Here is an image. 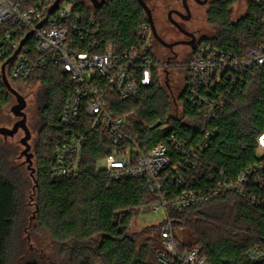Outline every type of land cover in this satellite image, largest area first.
<instances>
[{
  "label": "trees",
  "instance_id": "trees-1",
  "mask_svg": "<svg viewBox=\"0 0 264 264\" xmlns=\"http://www.w3.org/2000/svg\"><path fill=\"white\" fill-rule=\"evenodd\" d=\"M71 1L82 12L91 10L88 0ZM234 2L218 0L212 4L207 18L219 30L215 37L200 42L237 51L262 42L264 11L249 0L246 14L231 23L230 8ZM95 16L105 44L120 51L136 44L139 29L148 25L147 16L136 0H106ZM28 82L41 86L40 134L44 136L34 148L38 222L49 232L67 264H160L157 254L161 250L163 223L154 228V234L153 230L130 234L139 210L157 203L146 178L111 181L98 169V163L113 147L99 131H94L87 137L80 174L73 179L54 180L55 141L47 134L54 131L59 121L70 86L61 70L54 67L36 72L22 84ZM12 98L0 75V110ZM179 100L183 113L172 117L170 99L157 73L152 84L136 96L125 101L109 96L112 113L125 119L126 126L146 151L158 143H167L172 133L188 144H195L203 132L209 131L210 145L204 152V162L224 170L229 178L263 160L257 153V138L264 133V65L243 76L228 95L223 112L213 119L196 116L183 92ZM5 152L0 146V264H39L26 258L24 252L16 255L13 238L19 212L18 188L3 176ZM177 191L181 189L175 188ZM168 214L174 228L186 231L183 240L178 239L182 249H201L208 264H253L245 254L254 248H264V205L251 206L233 193L186 210H169ZM16 258L20 259L18 263Z\"/></svg>",
  "mask_w": 264,
  "mask_h": 264
},
{
  "label": "built area",
  "instance_id": "built-area-1",
  "mask_svg": "<svg viewBox=\"0 0 264 264\" xmlns=\"http://www.w3.org/2000/svg\"><path fill=\"white\" fill-rule=\"evenodd\" d=\"M56 1L0 0L1 77L4 67L12 85L54 67L61 70L70 86L59 121L48 134L55 141L53 179H73L80 174L87 137L99 131L113 147L103 159L102 171L111 181L146 178L157 197L149 212L165 214L160 231L161 250L157 254L159 263L208 264L201 249H182L169 210L203 205L225 193L238 195L251 206H263L264 133L257 138V153L263 160L246 166L235 178L205 164L203 155L210 145L209 131L203 132L195 144L172 133L167 143H158L146 151L125 119L112 113L109 96L120 101L136 96L152 84L156 73L159 76L166 70L154 53L149 24L139 29L136 44L120 51L105 44L95 16L97 10L91 4L89 12H82L71 0H60L51 13ZM253 2L264 11V0ZM262 23L264 26V19ZM263 65L264 36L259 45L238 51L199 42L182 65L184 99L195 108L196 116L213 119L223 112L228 95L243 76ZM179 110L182 114V103ZM174 187L181 191L176 193ZM245 256L253 264H264V248L251 249Z\"/></svg>",
  "mask_w": 264,
  "mask_h": 264
},
{
  "label": "rangeland",
  "instance_id": "rangeland-1",
  "mask_svg": "<svg viewBox=\"0 0 264 264\" xmlns=\"http://www.w3.org/2000/svg\"><path fill=\"white\" fill-rule=\"evenodd\" d=\"M149 0H145V2ZM218 1V0H214ZM150 2V1H149ZM249 0H235L234 4L230 8V22L235 23L241 17L246 14L247 5ZM207 8L201 9L200 17L205 24L204 14ZM203 24V25H204ZM206 27V34L204 38H213L216 36L219 28L212 23H209ZM190 56L184 57L181 62L182 65L189 60ZM178 66L176 70H173L169 77V85L164 77L163 71L159 75L161 86L170 99V116L179 117L180 110V96L185 86V71L183 66ZM12 87L18 91L25 99L27 107L25 113L27 116V126L32 134L29 144L31 146L30 153H34V145L37 140L43 138L40 134L41 118H40V93L41 86L39 83H17ZM17 103L13 97L11 103L0 110V128L1 129H13L15 123L19 118L15 117L11 109ZM24 132L20 130L14 136H2L0 135V146L5 148L7 160L4 166L3 176L7 181L14 183L18 188V220L14 232V248L16 255L24 252L26 258L29 260H35L39 264H67V260L60 253L59 248L53 243L52 237L49 232L39 224L38 222V208H37V185L35 183L36 174L32 176L31 170L28 168V162L25 156H21L25 150L21 144V140L24 138ZM48 135V134H47ZM46 135V136H47ZM45 136V137H46ZM32 168L36 169V161L34 155L32 156ZM105 167V161L101 160L98 163V169L103 170ZM151 206V205H150ZM150 206L139 210L137 216L131 224L130 234L139 235L146 230H153L161 225L165 220V214L160 212H149ZM177 239L183 240L186 231L183 228H175ZM152 234V235H153ZM20 259L16 258L15 263H18Z\"/></svg>",
  "mask_w": 264,
  "mask_h": 264
},
{
  "label": "flooded vegetation",
  "instance_id": "flooded-vegetation-1",
  "mask_svg": "<svg viewBox=\"0 0 264 264\" xmlns=\"http://www.w3.org/2000/svg\"><path fill=\"white\" fill-rule=\"evenodd\" d=\"M149 1H146V4L150 8L151 21L155 30L153 50L159 61L166 66L163 73L167 85H169V77L172 71L177 69L185 56H190L191 51L205 37V25L209 24L207 15L215 1ZM203 8H207L203 15L205 24L200 17Z\"/></svg>",
  "mask_w": 264,
  "mask_h": 264
},
{
  "label": "water",
  "instance_id": "water-1",
  "mask_svg": "<svg viewBox=\"0 0 264 264\" xmlns=\"http://www.w3.org/2000/svg\"><path fill=\"white\" fill-rule=\"evenodd\" d=\"M89 3L93 6L94 9L96 10H100L104 4L106 3V0H88ZM140 6L142 7V9L144 10L147 19H148V24L150 26V29L152 31V35L153 38H155V30L151 21V11L150 8L148 7V5L146 4V2L144 0H136ZM60 3V0H57L56 3L54 4V6L51 9V13L55 12L56 9L58 8V5ZM41 26V25H40ZM31 36V34L29 35V37ZM28 37V38H29ZM26 41H23L22 45L25 44ZM2 81L3 84L5 86V88L7 89V91L16 99L17 103L12 107L11 112L12 114L19 118V120L15 123L13 129H1L0 128V135L8 137V136H14L16 135L20 130H22L24 132V138L21 140V144L24 146L25 150L22 152L21 156H25L26 161L28 162V168L31 170L32 176L34 177L35 174V169L32 168V154L30 153L31 150V146L29 144V141L31 139V132L27 126V116L25 113V109L27 107V103H26V99L18 92L16 91L12 85L10 84V82L7 80L5 74H4V67L2 70ZM160 123L156 125L157 127H160ZM36 183V180H35ZM37 185V183H36Z\"/></svg>",
  "mask_w": 264,
  "mask_h": 264
}]
</instances>
